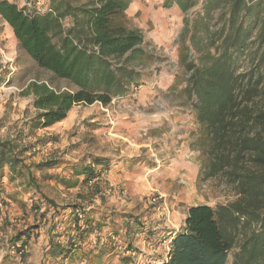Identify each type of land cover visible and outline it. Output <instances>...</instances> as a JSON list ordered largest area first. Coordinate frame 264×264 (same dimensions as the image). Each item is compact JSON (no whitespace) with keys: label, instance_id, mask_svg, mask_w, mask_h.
<instances>
[{"label":"trees","instance_id":"1","mask_svg":"<svg viewBox=\"0 0 264 264\" xmlns=\"http://www.w3.org/2000/svg\"><path fill=\"white\" fill-rule=\"evenodd\" d=\"M132 2L0 0V22L11 29L21 50L38 68L67 84L60 90L45 82L29 83L22 92L32 96L28 134L19 131L12 139H0V216L14 206L27 214L19 192L7 193L8 185L17 183L18 191L38 196L30 198L29 213L46 226L44 259L52 264H102L116 248L111 238L100 245L95 236L92 242L90 237L104 224L88 214L80 221L84 212L77 205L56 207L35 173L60 169L65 178L46 174L42 181L54 180L66 190L87 186L98 195L96 180L108 170V161L92 158L73 164L51 158L27 164L35 155L34 145L23 141L65 120L75 106L106 107L132 96L133 88L147 80L146 67L157 58L145 47L141 32L128 26ZM172 5L185 16L177 46L182 74L174 76L172 90L184 83L179 94L197 127L190 146L199 154L198 178L222 179L236 199L190 207L158 264H228L230 253V264H264V0H165V7ZM67 209L71 221L61 230ZM39 227L27 226L11 239L21 260ZM123 236L133 238L129 220ZM131 252L128 241L125 254ZM129 259L120 261L128 264Z\"/></svg>","mask_w":264,"mask_h":264},{"label":"rangeland","instance_id":"2","mask_svg":"<svg viewBox=\"0 0 264 264\" xmlns=\"http://www.w3.org/2000/svg\"><path fill=\"white\" fill-rule=\"evenodd\" d=\"M24 1L18 0V3ZM164 4L165 0H140L134 13L126 15L128 26L141 32L145 47L157 58L146 67L149 77L139 87L133 88L132 96L113 100L106 107L97 103L75 106L65 120L36 130L23 141L34 145L35 155L26 160L27 164L51 158L73 164L92 158L108 161V170L96 180L101 189L98 195H92L87 186L66 190L54 180L42 181V176L46 174L65 178L60 169L35 173L43 193L56 207L77 205L78 212H84L82 218L88 214L104 224L90 240L94 242L95 236H99L102 245L111 238L116 252L102 264H123L120 261L123 256H130L128 264H157L165 258L172 232L176 228L180 230L183 224L181 216L187 204L198 198L215 207L236 199L233 188L222 179L201 182L197 177L194 183L187 172L173 175L176 174L171 170L174 164L159 158V154L164 155L160 147L169 152L166 150L171 148L169 137L178 135L179 126L187 127L186 137L180 138L176 145L180 147L182 141H186L184 159L198 165L199 156L190 146L197 127L192 122L188 107L183 105L184 97L179 94L184 83L177 84V88L172 90L174 76L182 74L178 67L177 46L185 16L175 5L165 7ZM7 29L0 22V139H12L19 131L28 134L25 123L34 115V110L31 107L32 96L22 92L29 83L45 82L55 89L67 88L66 82L38 68L21 50L12 33L10 37H4ZM174 119L177 121L174 122ZM145 131L146 136H143ZM148 135L156 139L155 143H151L154 145L152 150L143 146ZM167 138L164 146L160 139L165 141ZM156 151L160 152L157 157L154 156ZM6 191L19 192L18 199L27 205V214L16 206L1 214L0 264H52L44 259L46 226L42 225V221L38 223L34 213H29L30 198L38 200L39 197L18 191L17 183L8 185ZM152 199L156 201L152 202ZM44 208L46 206L42 203L41 211ZM51 213L50 208L49 215ZM64 213L61 230L66 226L65 221H71L70 211L67 209ZM134 219L139 224H134ZM128 220L131 235L133 233L131 240L123 238ZM33 224H39V234L29 242L27 256L21 260L12 249L11 239L17 231ZM113 230H117V235ZM128 241H131L132 252L125 254ZM231 259L232 253L229 254L228 264ZM55 264H59L58 261Z\"/></svg>","mask_w":264,"mask_h":264},{"label":"crops","instance_id":"3","mask_svg":"<svg viewBox=\"0 0 264 264\" xmlns=\"http://www.w3.org/2000/svg\"><path fill=\"white\" fill-rule=\"evenodd\" d=\"M139 1L140 0H133V2L131 3V5L129 6V12H128L129 14L130 13H134L137 5L139 4ZM3 25H5V24H3ZM11 33H12V31L8 27L7 32H6L7 35L4 36V37H10ZM190 117L192 119V116L191 115H190ZM176 121L177 120L174 119V122H176ZM192 122H193V120H192ZM144 129H146V128H144ZM177 129H178L177 130L178 133H176V134H178V135H176V136L173 135V136H170L169 137V145L171 146V148H166V150H169V152H165L160 147V149H161V151H163L162 153L164 155L159 154V156H160L159 158H160V160H162L165 163L166 162H170V164H174V167L171 170L174 171L176 174H173V175H178V172H181V171L182 172H187L190 175L192 181L195 183V181L197 180V177H198L199 167H198V165H196V163H193V161L185 160L184 159V158H186V151H185V143H186V141H182L180 147H177L176 146L179 143V139L180 138H183L184 139L186 137V134H185V131L186 130L185 129H187V127L186 126H179ZM143 136H146V131L143 133ZM155 141H156V139H153L150 135H148V137H146V143L143 146L148 147L149 150H152V146L154 147V145H152L151 143H155ZM160 141L164 142L163 144L165 146L166 143H167V141H168V138L165 141L162 140V139H160ZM159 146H162V145H159ZM158 152L159 151H156V153H155L156 155H154V156L157 157V153ZM197 205H208V206H210L208 203H205L202 200H199L197 198L196 201H194V202L189 203V204L186 205L185 213H183V215L181 216L183 221H184V219L186 217V214H187L188 209L190 207L197 206ZM176 231H177V228L173 232V234ZM126 254H128V253H126Z\"/></svg>","mask_w":264,"mask_h":264},{"label":"built area","instance_id":"4","mask_svg":"<svg viewBox=\"0 0 264 264\" xmlns=\"http://www.w3.org/2000/svg\"><path fill=\"white\" fill-rule=\"evenodd\" d=\"M156 200L155 199H152V202H155ZM79 219H80V221H81V219H82V215H79Z\"/></svg>","mask_w":264,"mask_h":264}]
</instances>
